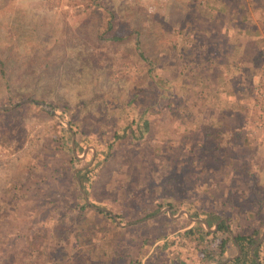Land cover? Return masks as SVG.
I'll list each match as a JSON object with an SVG mask.
<instances>
[{
  "label": "rangeland",
  "instance_id": "obj_1",
  "mask_svg": "<svg viewBox=\"0 0 264 264\" xmlns=\"http://www.w3.org/2000/svg\"><path fill=\"white\" fill-rule=\"evenodd\" d=\"M215 1L217 0H0V53L6 58L9 57L14 63L13 66L17 67V70L7 76L10 89L14 94L31 92V98L44 99L43 101L53 107H66L63 109H70L76 117L75 120L81 121L80 127L87 129L90 136H95L100 131L103 137H108L112 125L121 121V113L118 111L126 101L139 90H145L140 95L142 102L149 98L150 93L145 89L149 81L148 63L138 55L135 38L114 43L111 39L97 36L99 22L103 21L104 7L112 8L114 23L139 30L136 37L139 46L148 59L160 63L159 66L154 65L159 73L164 68L175 71L171 53L179 43L181 52L183 50L181 32L186 27L185 24L192 20L193 12L203 14L208 10L206 6ZM263 56L264 52L262 59ZM184 60L181 59V66L185 65ZM189 70L184 74L186 80L190 79ZM257 75L254 81L253 112L246 126V132L249 133L248 143L244 144V150L242 148L230 156L223 154L225 158L221 157L219 163H216L218 158L215 161H205L199 156L198 167L194 159L188 165L185 163L187 170L182 164L172 170L179 177L174 179L176 185L179 188L186 186L188 198L205 195L201 192V186H196L199 179H192L197 177L196 171L200 170L198 168L205 165L219 183L216 184V190L211 191L212 195L225 197L229 200L231 209L236 212L246 208L241 201H234L237 196L241 199L252 197L253 191L258 187L264 192V170L257 169L259 165H264V131H252V121L257 110L255 103L258 101L255 89ZM22 98L26 97H18L9 103ZM19 106L18 111L11 115L13 123L7 127L9 133L0 139V209L4 205H12L15 210L35 205L34 188L40 178L27 167L40 153L49 156L47 152L55 146L54 151H57L62 141L64 144L71 141V134L70 140L60 135L65 133L61 130L62 125L66 128L64 122L57 119L61 122L58 125L45 113ZM56 111L61 112L59 109ZM173 121L172 118L161 115L152 120L154 124L147 141L148 152L157 154L151 159L158 167L165 165L162 160L169 163L172 160L174 166L177 164L176 156L172 159L167 156V145L171 141L164 145L160 143V154L157 146L160 136H169L166 131L172 128ZM176 129L180 130V127L176 126ZM133 151L137 154V149ZM91 153L92 149L88 147L81 158L76 157L75 168L86 165L91 159ZM58 159L57 153L50 155L47 161L55 164ZM133 163L126 161L122 150L117 151L100 168L92 192L95 200L114 203L111 204L110 211L121 212L124 219L127 215H136L146 201L140 195L142 196L143 187L147 186L149 179H131L128 173L132 175L135 166L141 165L139 160ZM248 167L255 170L253 172L256 179L245 172L244 169ZM162 172L167 173V170ZM211 187L215 188V184ZM155 192H158L157 189ZM242 212L232 222V230L237 227L236 221L241 225L248 224L241 217ZM246 215L250 220L251 213L247 211ZM113 217L119 222L114 214ZM86 218L87 221L94 220V228L99 233L89 230L88 235L96 234L91 236L90 242L84 243V247L92 242L94 251L104 249L109 252L110 259L120 255L123 248H128L133 253L139 245L146 246L148 243L145 240L156 238L161 226L160 223H154L134 227L130 221L124 222L123 229H117L105 224V221L102 222L101 214H92L90 209ZM193 223L189 220L187 226ZM226 223L230 232L206 234L200 241L178 237L174 242L176 249L171 247L173 243L167 245L165 238L157 239L153 246L162 241L164 244L151 257L150 249L142 257L144 264H219L224 257H231L237 250L230 244L229 239L233 232L227 221ZM101 225L102 229L98 227ZM149 235L151 238H146L140 244V237ZM221 235L228 238L225 251L219 248ZM48 264L55 263L50 261ZM90 264L112 262L92 261Z\"/></svg>",
  "mask_w": 264,
  "mask_h": 264
},
{
  "label": "trees",
  "instance_id": "obj_2",
  "mask_svg": "<svg viewBox=\"0 0 264 264\" xmlns=\"http://www.w3.org/2000/svg\"><path fill=\"white\" fill-rule=\"evenodd\" d=\"M112 11V8L104 7L103 21L99 22L97 36L111 39L114 43L123 42L131 37L135 38L138 55L148 63L149 81L145 89L150 93V96L142 102L140 95L145 91L144 89L133 94L119 109L118 113H121L119 117L121 121L112 125L108 137H103L100 131L95 136H90L86 132L87 129L80 127L81 121L75 120L76 117L70 109L64 110L63 108L66 107L54 105L56 109L61 110L60 114L65 115L69 120L75 134L74 149L76 153H81L89 144L94 147L95 152L92 161L89 165L78 168L73 172L76 157L72 153L70 141L66 144L62 141L57 151H54L55 146L47 152L49 156L59 154V159L55 164L47 161L49 156H45L43 153L32 159L27 168H30L31 172L36 173L40 178L37 179L38 185L34 188L35 205L23 206L20 210L12 209V205H4L0 209V264H48L50 261L55 264H90L92 261L112 262V264H144L145 260L142 257L150 249L152 251L149 256H154L159 251V246L164 244L162 241L160 244L153 246L155 240H164L165 238L164 242L167 245L173 243L171 247L175 248L174 242L178 237H182L184 240L200 241L206 234L227 233L229 229L226 221L231 229L232 222L235 221V218H238L241 211H243L241 217L248 224L241 225L239 221H236L237 227L233 228L234 231L231 229L233 233L229 239L230 244L238 252L235 250L231 258L226 256L219 264H257L256 259L260 264H264V237L250 251L251 245L258 240L260 233L264 230V192L262 193L260 187H258L253 191L252 197L241 199L240 196H237L234 201H241V204L246 205V208L236 212L231 209V204L225 197L220 198L212 195L211 191L216 190V184L219 183L218 180L214 179V175L210 174L211 170L207 165L199 167L200 170L196 171L197 177L192 178L199 179L196 186L200 185L201 192H204L205 195H194L188 198L186 196V186L183 185L179 188L176 185L174 179H179V177L172 170L176 166L178 167V164H183L187 170V165L196 159L195 163L198 167L199 156L203 157L202 159H205V161H215L216 157L219 156L216 160V163H219L220 156H223L224 152H212L208 146L205 128L200 130V135V131L195 134L189 129V127H192V121H187L188 125L185 124V126L179 124L180 121L176 119L175 106L177 102L175 71L171 68L168 70L164 68L158 73L157 68L154 67L159 66L160 63L148 59L139 46L136 38L139 30L135 27L124 28L121 24L114 23V13ZM171 56L174 58L173 65L175 66L177 62L176 49L173 50ZM13 64L9 57L6 58L0 53V105H5L21 96H32L31 92L22 95L19 93L14 94L10 89L7 76L17 70V67ZM18 106L11 109H0V139L6 133H9L7 127L13 123L11 115L18 111ZM19 107H27L34 112L45 113L47 117L52 118L54 123L61 124L53 115L35 103H23ZM157 115L174 120L172 128H168L166 131L169 136L165 134L163 137L160 136L157 140V146L160 154V143L164 145L171 141L167 145L169 149L167 156L170 159L176 156L175 163L177 164L175 166L172 160L169 163L167 160L161 159L165 165L161 164L158 167V164L155 165V161L151 159L153 155L157 154L148 152L147 141L153 128L152 124H154L152 120H155ZM170 115L172 116L170 117ZM176 126H180V130L176 129ZM62 128L61 130L65 133H61V137L70 140V133L63 125ZM176 130H178L177 133ZM134 149H137V154H134ZM119 150L123 151L127 162L130 163L131 161L133 163L139 160L141 163V165L137 164L136 168L134 167L135 170L132 175L128 173L131 179H136V177L137 179H149L147 186L143 187L142 196L140 195V198L143 197L146 201L143 202L136 215H127L125 219L121 212L115 211L112 213L110 211L112 209L111 204L114 203L97 201L92 194L95 177H97L100 168ZM164 169L167 170V173L162 172ZM257 169L264 170V165H259ZM244 170L251 174L253 179H256L253 172L255 170L250 169V167ZM75 175L79 179L81 188L86 193L88 202L85 201L77 186ZM214 184L215 188L211 187ZM156 189L157 193L155 192ZM114 202L116 201L114 200ZM163 206H168L172 214L184 209L192 217L203 218L209 227H212L218 218L224 217L225 219H221L217 223L216 229L210 233L200 221L187 226L189 219L183 213L178 217H171L164 211L150 216ZM89 209L92 214H101L102 222L105 221V224L117 229H123L124 222L130 221L134 227L160 223V232L155 235L156 238L150 241L145 239L151 238V235L140 237V244L145 240L148 243L146 246L139 245L133 253H130L128 248H123L120 255L118 254L110 259L108 257L109 252L104 249L100 248V251H94L92 242L88 247H84V243L92 240L91 236L99 233V230L94 228V220H86V213ZM247 211L251 213L250 220L246 215ZM113 214L118 218L121 225L115 222ZM140 219L143 220L140 222L138 221ZM98 227L103 228L102 225ZM125 228L127 229V227ZM89 230L97 232L92 233L90 236L88 235ZM227 240V236L221 235L219 238V248L223 251L227 248Z\"/></svg>",
  "mask_w": 264,
  "mask_h": 264
},
{
  "label": "crops",
  "instance_id": "obj_3",
  "mask_svg": "<svg viewBox=\"0 0 264 264\" xmlns=\"http://www.w3.org/2000/svg\"><path fill=\"white\" fill-rule=\"evenodd\" d=\"M206 8L192 13L181 32L182 52L180 43L176 47V119L181 126L192 121L195 134L205 128L212 152L230 156L248 143L246 126L264 52V0H217Z\"/></svg>",
  "mask_w": 264,
  "mask_h": 264
},
{
  "label": "water",
  "instance_id": "obj_4",
  "mask_svg": "<svg viewBox=\"0 0 264 264\" xmlns=\"http://www.w3.org/2000/svg\"><path fill=\"white\" fill-rule=\"evenodd\" d=\"M23 103H35V104L39 105L42 109L46 110L49 114L53 115L56 119L64 122L66 128L69 130V132L71 134V141H70V143H71V149H72V153L75 155V157L81 158L84 155V153L86 152V150H87L88 147H90L92 149V153H91L92 155H91L90 161L86 165H83V166L78 167V168L85 167V166H87L88 164L91 163V160H92L93 155H94V152H95L93 146H91V145L86 146L84 148V150L82 151L81 155H78L75 152V149H74V133H73V130H72L70 124H69V120L65 116H63L59 112H57L56 109L52 105L46 103L43 100L33 99L31 97H26V98H22V99H20V100H18L16 102H13V103L5 104V105H0V109H11V108H13V107H15V106H17L19 104H23ZM78 168H74L73 171H75ZM74 177H75V181L77 183V186H78V188L80 189V191L82 193V196L84 197L85 201L88 202L86 193H85V191H83V189L80 186L79 179L77 178L76 175ZM164 211H166L167 214L169 216H171V217H176V216L180 215L181 213H184L191 222L200 221L204 225V227L206 228L207 231H214L216 229L217 223L221 219H225L224 217H220V218L217 219V221L213 224L212 227H209L207 225L206 221L203 218H201V217H192L184 209L179 210L176 214H172L168 206L161 207L157 212H155L154 214H151L150 216L157 215V214H159L161 212H164ZM150 216H148V217H150ZM115 222L117 224H119V222L117 220H115ZM263 237H264V230L260 233V235L258 237V240L251 245L250 251H252V249H253L254 246H256L257 244H259L261 242V240L263 239ZM237 252H238V250H237ZM228 258H231V257H228ZM256 262H257V264H260L257 259H256Z\"/></svg>",
  "mask_w": 264,
  "mask_h": 264
},
{
  "label": "built area",
  "instance_id": "obj_5",
  "mask_svg": "<svg viewBox=\"0 0 264 264\" xmlns=\"http://www.w3.org/2000/svg\"><path fill=\"white\" fill-rule=\"evenodd\" d=\"M255 89L258 101L255 103L257 110L252 121V131L261 133L264 131V56L257 75Z\"/></svg>",
  "mask_w": 264,
  "mask_h": 264
}]
</instances>
